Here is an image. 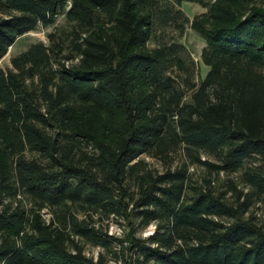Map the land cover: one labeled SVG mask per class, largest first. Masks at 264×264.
Wrapping results in <instances>:
<instances>
[{
    "label": "trees",
    "instance_id": "16d2710c",
    "mask_svg": "<svg viewBox=\"0 0 264 264\" xmlns=\"http://www.w3.org/2000/svg\"><path fill=\"white\" fill-rule=\"evenodd\" d=\"M184 1L207 8L199 83L185 45L150 46ZM61 14L0 67V264H264V0H0V60ZM178 149L164 171L142 158Z\"/></svg>",
    "mask_w": 264,
    "mask_h": 264
},
{
    "label": "rangeland",
    "instance_id": "374dc122",
    "mask_svg": "<svg viewBox=\"0 0 264 264\" xmlns=\"http://www.w3.org/2000/svg\"><path fill=\"white\" fill-rule=\"evenodd\" d=\"M175 7L177 9H181V11L183 12L182 14L178 15L180 23L184 24L183 29L182 27H178L175 24L176 21H172L170 20V18H168L166 22L163 21L162 18H157L156 27L154 30L155 37L154 40L151 41L150 46L151 47L156 46L157 40L168 41V42L175 41L185 45L187 51L189 52L187 58H192L195 63V70H194L195 72L193 75L195 82L199 83L205 77L209 69V67L202 61L201 58V52L206 42L204 38L191 27V21L196 15L205 12L207 8H205L203 5L199 3L188 2V1H184L181 4H177ZM62 25H66V16L64 14H61L58 17L54 25H50L47 27L43 25H39L35 30L19 37L18 40L15 42V44L10 47L9 52L0 60V67L4 69L11 68L12 67L11 58L21 53L22 51L26 50L32 43L38 41H44L48 43L49 40L47 34L49 32L56 30L57 27ZM180 81L184 83L182 80ZM190 92L191 91H189L188 93ZM189 98H190V94H187L186 99L188 100ZM28 155L31 156L30 153H28ZM142 158L147 162L148 167L155 172L164 171L169 167L175 168L185 161L186 162L190 161L189 156H187V154L184 153L183 149H178L172 152L171 156L167 159L152 157L149 155H143ZM202 159H206L209 161H216L212 155H209L207 153H202ZM188 170L191 173L194 181H197L194 182L195 185L204 183L205 181L204 178L207 177L213 179L212 185L217 187L219 181H221V179H223L224 177L223 173H221L220 176H218L214 172L211 173L210 170L207 169L205 166L198 164H190ZM20 197L21 196H18V198ZM24 202L30 205L27 199H24ZM259 211H261V209H259ZM41 213L46 220H48L51 217L47 208H44L41 211ZM98 221H99L98 224H101L104 229L108 227L110 233H113L119 237H125L129 231V226L124 219H120L119 222H117L115 219L113 220L103 219ZM153 229H154V224H151L148 228L138 232L137 234L140 235L141 237H146L152 233ZM99 251H103L106 255V251L102 250L100 247L89 243L86 244V253L88 255H94L96 257ZM106 257L109 259L108 264H120L113 259L114 257L111 256V254H108V256Z\"/></svg>",
    "mask_w": 264,
    "mask_h": 264
}]
</instances>
